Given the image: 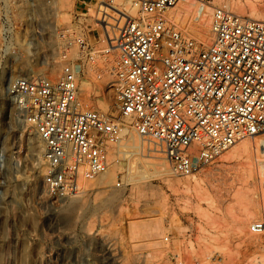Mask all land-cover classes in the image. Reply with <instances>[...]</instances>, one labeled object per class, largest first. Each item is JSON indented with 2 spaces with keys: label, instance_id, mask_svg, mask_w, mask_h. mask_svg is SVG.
<instances>
[{
  "label": "rangeland",
  "instance_id": "1",
  "mask_svg": "<svg viewBox=\"0 0 264 264\" xmlns=\"http://www.w3.org/2000/svg\"><path fill=\"white\" fill-rule=\"evenodd\" d=\"M82 1L0 0V264H264V236L249 233L264 217V178L256 175L261 138L242 140L183 177L127 123L99 184L86 181L80 194L64 200L47 193L44 146L10 104L8 86L13 76L58 78L57 32L86 11ZM86 1L94 14L99 0ZM248 1L215 3L253 19ZM83 83L90 106L118 113V96L111 99L95 70L84 73ZM242 144L252 146L251 162L233 155ZM156 222L160 229L147 236L144 227Z\"/></svg>",
  "mask_w": 264,
  "mask_h": 264
},
{
  "label": "built area",
  "instance_id": "2",
  "mask_svg": "<svg viewBox=\"0 0 264 264\" xmlns=\"http://www.w3.org/2000/svg\"><path fill=\"white\" fill-rule=\"evenodd\" d=\"M128 1L134 13L99 0L91 14L92 1L83 0L86 11L57 32L58 78L9 83L10 104L44 146L43 184L54 199L80 194L108 171L127 123L183 177L242 140L264 141V20L215 0ZM27 46L37 52L33 41ZM88 70L118 96L116 115L82 96ZM249 233L264 236V217Z\"/></svg>",
  "mask_w": 264,
  "mask_h": 264
},
{
  "label": "bare ground",
  "instance_id": "3",
  "mask_svg": "<svg viewBox=\"0 0 264 264\" xmlns=\"http://www.w3.org/2000/svg\"><path fill=\"white\" fill-rule=\"evenodd\" d=\"M116 2L118 4L124 5L125 8L131 10L133 13L135 12L133 9H131V6H130V3H129L128 0H116ZM92 4H93V2H91V5ZM247 5L255 13V14H252V15H254V16H252L253 19L264 20V18H261L260 16H257L260 12L264 11V0H249ZM229 6H230V4H228V7ZM221 7H223V6H221ZM241 7H242V4H241ZM60 36H61V34L60 33L59 34L57 33V40L58 41L61 40V39H59ZM38 48H39V45H38ZM48 70H49V73H52L54 71L52 68H49ZM38 75L40 76L39 73H38ZM43 75L44 74H42V76ZM15 77H18V76H13L12 79L15 78ZM81 90H82L83 94L84 93L86 94L87 90L85 88L84 83L81 86ZM111 92H113V91H111ZM113 94L111 96V99L112 100L114 99L113 97H115V94L114 95ZM133 147H134V145H133ZM259 147H260V152L262 154H264V141L263 140L257 142V145L255 146V148L257 150L256 152H259ZM253 154L254 153H253L252 146L251 145H247V144H242L240 147H238L237 149H235L233 151V155H239V156L244 155V156H246V158L250 162L253 159V156H254ZM155 169H156V172L158 174L165 175V173H164L165 172L164 171L165 169H163V165L162 164H155ZM256 175L260 179H263L264 178V159H258V161H257V172H256ZM99 181H100V179L97 178V179L94 180V183L95 184H99ZM198 184H200V182ZM144 228H145V232H146L147 236H150L151 237V236L155 235L158 232V230L160 229V226H159V223L156 222V223L149 224V225L145 226ZM220 263H222V262H220Z\"/></svg>",
  "mask_w": 264,
  "mask_h": 264
}]
</instances>
